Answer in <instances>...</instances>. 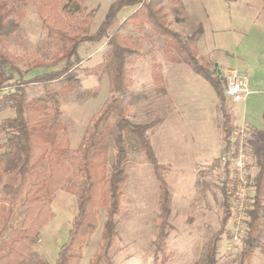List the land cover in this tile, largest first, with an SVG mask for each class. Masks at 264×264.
Here are the masks:
<instances>
[{"label": "rangeland", "instance_id": "obj_1", "mask_svg": "<svg viewBox=\"0 0 264 264\" xmlns=\"http://www.w3.org/2000/svg\"><path fill=\"white\" fill-rule=\"evenodd\" d=\"M10 1L16 3L17 0ZM114 1L85 0L83 10L76 11L71 5L72 15L62 10L61 0H35L27 4L17 31L0 44L2 49L20 59L16 69H4L12 74V78L0 89V124L15 115L14 107L5 96L13 92L22 79L28 80L45 72L59 70L70 63L72 74L77 78L75 87L69 90L62 79L49 82L47 87L59 92L61 120L68 126L71 138L69 154L79 148L84 131L112 94L107 71L101 70L97 74L89 72L106 63L108 37L98 42L82 43L78 55L68 59L63 56L62 43L50 33L48 23L58 25L63 22L74 27L86 24L90 33H95ZM182 2L179 17L173 5L166 3V17L170 25L180 31L184 38L203 28L197 45L200 58L209 62L214 74L221 79L229 66L246 72L251 79L252 93L246 102L236 105L226 97L224 83L222 86L224 103L232 113L235 126L242 122L249 126L247 152L250 172L255 175L264 140V0ZM136 7L122 9L113 29L143 40L140 51L130 59L129 84L146 99L130 106L128 116L136 123L160 119L149 138L158 160L172 166L165 172L172 194V212L169 217L172 229L166 241L170 251L174 252L168 264H207L211 238L222 227L226 217L223 179L213 172L223 150L218 153L222 144L221 131L213 120L212 98L218 97L213 86L189 64L171 62L166 58L164 47L167 40L155 33L149 24L124 23ZM17 16L14 14V17ZM156 62L162 66L161 72L167 87L165 94L156 92L152 77ZM25 88L28 99H32L44 95L46 86L41 82H31L26 83ZM219 105L220 102L217 104L218 109ZM201 109L204 112L200 114ZM112 119L111 116L106 129L109 165L116 154L112 141ZM164 119L168 121L161 126ZM200 120H207V133L199 131ZM7 137V132H1L0 144ZM125 138L128 154L124 169L129 177L123 188L125 209L116 217L118 236L114 248L118 246L119 250L114 249L113 264H152L151 254L158 233L155 216L160 210L159 182L145 150L140 148L132 134L126 133ZM201 153L215 156L207 161V156L200 158ZM190 166L197 167L195 174L189 171ZM181 167L188 170L178 169ZM189 178L193 179L190 181ZM73 180L77 181V178L73 177ZM5 184L6 176L0 175V206L4 203ZM51 205L54 215L43 226L28 253L34 264L37 261L55 263L62 245L69 239L72 221L77 213L76 195L68 192L66 187L58 189ZM23 209V205L17 209L18 220L23 215ZM99 213V224L88 237L80 258L71 264H90L100 249L107 210L103 207ZM2 223L0 214V225ZM231 229L229 217L218 244L217 264L239 263L241 251L232 252L228 246ZM244 264H264V207L257 247L252 260Z\"/></svg>", "mask_w": 264, "mask_h": 264}, {"label": "trees", "instance_id": "obj_2", "mask_svg": "<svg viewBox=\"0 0 264 264\" xmlns=\"http://www.w3.org/2000/svg\"><path fill=\"white\" fill-rule=\"evenodd\" d=\"M34 1L17 0L15 3L0 0V44L17 31L19 20L24 17L25 7ZM84 1L61 0L60 3L62 10L72 15L71 5H74L76 11H80L85 8ZM167 2L173 5V10L179 17L182 0H115L95 33H90L86 24L74 27L63 22L58 25L48 23L51 27L50 33L62 43L63 56L68 59L78 55L82 43L98 42L108 37L106 63L89 72L97 74L101 70L107 71L112 94L84 131L79 148L71 155L70 132L61 120L59 92L47 87L49 82L57 79H62L69 90L75 87L77 78L72 74L70 63L62 69L45 72L28 80L22 79L16 89L5 96L14 107L15 115L4 119L0 124V133H8L6 141L0 144V175L6 176L4 203L0 206V214L3 217V223L0 225V264L35 263L28 257V253L35 245L43 226L53 217L51 202L62 187L76 195L77 213L72 221L69 239L62 245L54 264H71L80 258L88 237L97 226L99 210L103 207L107 210V219L103 228L102 243L90 264H113L114 249L119 250L118 246L114 248L118 236L116 217L125 209L123 188L129 177L124 169L128 154L126 133L132 134L140 148L145 150L159 182L160 210L155 217L158 233L151 254L152 264H168L174 256L166 241L172 229L169 223L172 194L165 178L168 167L159 162L149 138L151 130L160 119L149 123H136L128 116L130 106L146 99L129 84L130 59L140 51L143 40L113 29L119 12L125 7L137 6L125 18L124 23L130 21L149 24L155 33L167 40L164 54L169 61L189 64L213 86L220 102L223 149L236 126L232 113L224 103L221 78L214 74L209 62L200 58L197 45L203 28L184 38L180 31L170 25L166 17ZM14 14L18 16L14 17ZM19 60V57L0 47V89L12 78V74L4 69H16ZM161 68V63H154L152 77L156 92L165 94L167 87ZM31 82L44 83L45 94L28 99L25 84ZM111 116L112 141L116 154L113 163L109 165L106 129L109 127ZM257 164L258 172L252 174V208L238 264L250 262L257 247V235L264 207V140ZM73 177H76L77 181L73 180ZM225 187L223 181L222 194L226 217L222 227L211 238L207 264H217L218 244L224 232V224L230 217ZM21 205L24 206L23 215L18 220L16 214ZM36 264L45 262L37 261Z\"/></svg>", "mask_w": 264, "mask_h": 264}, {"label": "built area", "instance_id": "obj_3", "mask_svg": "<svg viewBox=\"0 0 264 264\" xmlns=\"http://www.w3.org/2000/svg\"><path fill=\"white\" fill-rule=\"evenodd\" d=\"M221 77L226 97L233 103L246 102L252 93L249 75L237 67L229 66ZM249 136V126L245 122L237 124L213 168V172L225 181L228 193L232 222L228 246L232 252L243 249L253 202L254 189L247 152Z\"/></svg>", "mask_w": 264, "mask_h": 264}, {"label": "crops", "instance_id": "obj_4", "mask_svg": "<svg viewBox=\"0 0 264 264\" xmlns=\"http://www.w3.org/2000/svg\"><path fill=\"white\" fill-rule=\"evenodd\" d=\"M216 92V91H215ZM217 95V94H216ZM192 99H194V98H192ZM213 100H214V103H212V109L214 110L213 111V113H214V118H213V120H214V125H216V128H218V129H220V131H221V128H220V119H219V117H220V115H219V109L217 108V104H218V102H219V99L217 98H212ZM248 99V98H247ZM247 101V100H246ZM233 103V102H232ZM234 105H236L237 103H233ZM204 112V110H200V114L201 113H203ZM216 116V117H215ZM167 118V117H166ZM205 119V118H204ZM216 120V121H215ZM168 121V120H167ZM166 119H164L163 120V122H162V124H161V126H164L165 124H166ZM202 123H204L203 125H202ZM195 126H197V124H195ZM198 126H199V131L202 133V132H204V133H207V128H206V126H208V122H207V120H205L204 122L203 121H201L200 120V123L198 124ZM202 126V127H201ZM221 140H222V131H221ZM153 146V145H152ZM223 148V141H222V144H221V146H220V149H219V151H218V153L220 152V150ZM199 154V153H198ZM207 156V157H206ZM215 155H209V154H205V155H202V153L200 154V158H204V157H206V159H207V161L209 160V159H211V158H213ZM159 162L160 163H162L160 160H159ZM162 164H164V163H162ZM199 164V166L201 165V163H198ZM164 165H166V164H164ZM167 167H168V169L170 168H172V166L171 165H166ZM189 168V171H191V172H193V174H195V171H196V166L194 167V166H190V167H188ZM178 169H181V170H188L186 167H181V168H178ZM191 179H193V178H189V180L191 181ZM128 181V180H127ZM127 184V183H126ZM125 187H126V185H125ZM125 187H124V189H125ZM170 187V186H169ZM189 193H191V189H189ZM123 195H124V192H123ZM189 196H190V194H189ZM124 200V199H123ZM159 212V211H158ZM171 212H172V209H171ZM100 214V213H99ZM156 217V216H155ZM106 219H107V217H106ZM99 222H100V217L98 216V224H99Z\"/></svg>", "mask_w": 264, "mask_h": 264}]
</instances>
